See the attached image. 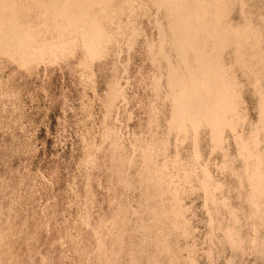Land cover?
I'll return each mask as SVG.
<instances>
[{"label": "rangeland", "instance_id": "obj_1", "mask_svg": "<svg viewBox=\"0 0 264 264\" xmlns=\"http://www.w3.org/2000/svg\"><path fill=\"white\" fill-rule=\"evenodd\" d=\"M191 1L0 0V264H264V0Z\"/></svg>", "mask_w": 264, "mask_h": 264}, {"label": "bare ground", "instance_id": "obj_2", "mask_svg": "<svg viewBox=\"0 0 264 264\" xmlns=\"http://www.w3.org/2000/svg\"><path fill=\"white\" fill-rule=\"evenodd\" d=\"M179 0H177V2H178ZM183 1V0H182ZM181 0H180V2L182 3V4H184L185 2H182ZM186 1V0H185ZM193 2H196L195 3V5H193V6H195L194 8H195V10H196V4H197V1L195 0V1H193ZM180 3V4H181ZM190 3H192V1L190 0ZM185 4H187V2L185 3ZM178 5V4H177ZM180 6V7H179ZM191 5H189V3H188V10H185V8L187 7H185L184 9L183 8H181V5H178V7L179 8H181L180 10L182 11V9L183 10H185V13H186V16L184 17L185 18V20L184 19H180V21H182V22H185V23H187L188 25H190V27L189 28H186V26L185 25H182L181 27L178 25V27H177V31L180 33L179 34V37H182V38H180V40L181 39H185L184 40V42L186 41V40H188L189 41V39H191V40H193L194 38H195V36H196V34L197 33H195L196 32V27L197 26H195L193 29H191V27H192V25L194 26V24H192L194 21H197L198 19L197 18H200V17H198V16H201L198 12H199V10H196L197 12L195 13V10H194V8L192 9L191 7H193V6H191ZM197 6H198V4H197ZM177 7V8H178ZM184 7V6H183ZM190 7V8H189ZM177 8H175L176 10L175 11H177V14H178V9ZM3 9V8H2ZM197 9H199V7H197ZM4 10V9H3ZM174 11V10H173ZM180 13H182V12H180ZM198 13V14H197ZM175 14V13H174ZM182 15L184 16L185 14H184V11H183V14H181V18H182ZM179 16V15H178ZM175 21V20H174ZM177 22V21H176ZM197 23V22H196ZM177 24V23H176ZM198 24H199V20H198ZM14 26V25H13ZM176 26V25H175ZM174 26V27H175ZM16 30V29H15ZM191 30H195L194 31V33H192V31ZM191 31V32H190ZM1 32V31H0ZM215 33V32H214ZM19 33H17V35H18ZM192 34H195V36L193 35L192 36ZM210 34H212V33H210ZM86 35L88 36V37H91V34L89 33V32H86ZM213 35V34H212ZM2 36V35H1ZM0 38H3V37H0ZM17 38H18V40L21 42V44H23L24 42H25V40H26V36L25 35H20V36H17ZM193 38V39H192ZM90 40V39H89ZM88 40V41H89ZM182 41V40H181ZM185 44V43H184ZM182 47H183V45H182ZM186 50V49H185ZM93 53V52H92ZM91 53V54H92ZM183 54V53H182ZM201 54V53H200ZM203 54V53H202ZM185 56V55H184ZM199 59V58H198ZM201 59V58H200ZM209 59H210V57H209ZM204 60V59H203ZM212 60V59H211ZM200 61V60H199ZM202 61V60H201ZM202 63V62H201ZM201 65V64H200ZM203 65V64H202ZM212 65V64H211ZM173 66V65H172ZM209 66L210 65H205V66H203V70H202V72H201V80H199V84H197V85H195L196 86V88H195V91H190L191 93H193L192 94V96L194 97V95H195V97L197 98V97H202V96H204L205 94H207L209 97H210V100H211V102L210 103H208V104H206V105H204L203 106V110L201 111V112H199V114H200V117H198V115H197V117H196V119L194 120V121H196V120H198V121H200L201 119H203V120H205L208 124H210V125H212V126H214L215 128L216 127H218V125L219 124H221V120L223 119V117H224V115L226 114V113H229L231 110H232V105H231V101L229 100V97H228V95H227V93H226V91H225V87L223 86V83H222V81H221V77H217V76H219V75H217L216 76V71H214L212 68H214V67H212L211 66V68H209ZM216 70H218V69H216ZM183 74V73H182ZM199 77V76H198ZM197 77V78H198ZM215 78V81H212L213 79ZM182 79V78H181ZM187 81V80H186ZM180 82H181V80H180ZM190 83V82H189ZM178 84H179V82H178ZM182 84V83H181ZM180 89H182V90H179V91H182V92H186L187 91V88H186V86L184 85L183 86V88H182V86H180ZM179 91H178V95H180L181 93H179ZM190 94V93H189ZM178 95H177V99L179 98L178 97ZM184 93H182V95H181V97H180V99H179V106H178V108H179V112H180V114L181 113H183V111H184V103H185V99H184ZM195 98V99H196ZM192 100V99H191ZM188 101V100H187ZM194 102V101H193ZM186 103H188V102H186ZM205 103V102H204ZM195 104V103H194ZM188 106V105H187ZM198 107V106H197ZM194 109V108H193ZM194 110H192V112H193ZM188 112V111H187ZM197 112H198V110H197ZM187 114H189V113H187ZM183 115V114H182ZM182 115L180 116L179 115V117H178V120L180 121L179 123H182L183 122V120H185L183 117H182ZM177 116V115H176ZM190 117V116H189ZM188 118V117H187ZM186 118V119H187ZM200 120H199V119ZM190 120V119H189ZM184 123V122H183ZM197 124V123H196ZM195 124V125H196Z\"/></svg>", "mask_w": 264, "mask_h": 264}]
</instances>
